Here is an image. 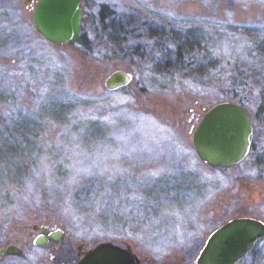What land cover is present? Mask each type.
I'll use <instances>...</instances> for the list:
<instances>
[{
  "label": "rangeland",
  "instance_id": "rangeland-1",
  "mask_svg": "<svg viewBox=\"0 0 264 264\" xmlns=\"http://www.w3.org/2000/svg\"><path fill=\"white\" fill-rule=\"evenodd\" d=\"M29 1L0 0V234L45 220L196 264L226 220H264V0H81L86 44L47 40ZM188 30L200 48L182 46ZM115 69L132 79L105 89ZM218 97L253 118L232 167L192 143ZM236 264H264V237Z\"/></svg>",
  "mask_w": 264,
  "mask_h": 264
},
{
  "label": "water",
  "instance_id": "water-1",
  "mask_svg": "<svg viewBox=\"0 0 264 264\" xmlns=\"http://www.w3.org/2000/svg\"><path fill=\"white\" fill-rule=\"evenodd\" d=\"M81 0H36L32 22L49 41L67 43L83 34ZM132 73L115 69L105 78L107 89L127 85ZM192 143L199 157L215 167H232L249 154L254 137L250 111L240 102L219 100L191 127ZM264 237V220L237 216L216 227L205 240L196 264H236ZM77 264H143L137 253L110 240L99 242Z\"/></svg>",
  "mask_w": 264,
  "mask_h": 264
},
{
  "label": "flooded vegetation",
  "instance_id": "flooded-vegetation-1",
  "mask_svg": "<svg viewBox=\"0 0 264 264\" xmlns=\"http://www.w3.org/2000/svg\"><path fill=\"white\" fill-rule=\"evenodd\" d=\"M35 1H29L31 6ZM80 48L85 49L83 46ZM1 235L0 264H77L87 251L106 240L137 253L131 240L120 237L96 242H91L89 239H76L71 237L72 235L63 226L38 219H31L30 222H24L21 225L15 223V232ZM138 256L140 257L139 254ZM140 258L143 264H180L179 260L174 259V255L154 254Z\"/></svg>",
  "mask_w": 264,
  "mask_h": 264
},
{
  "label": "trees",
  "instance_id": "trees-1",
  "mask_svg": "<svg viewBox=\"0 0 264 264\" xmlns=\"http://www.w3.org/2000/svg\"><path fill=\"white\" fill-rule=\"evenodd\" d=\"M132 31H133V28L131 27L130 28ZM135 29V33H133L132 32V34L133 35H137L138 33H136V28H134ZM123 31H125V30H123ZM193 30H191V31H186V33H184L185 35L184 36H187L186 38L189 40V41H187L186 42V45H182V46H187V47H191V48H200L201 46H202V43H203V35H202V32L200 33V35H198L197 36V34H194L193 32H192ZM127 33V31L125 32V34ZM125 34H124V36H125ZM122 38H124L125 39V37H122ZM78 41H80L81 43H85L86 44V42H85V40H84V38H83V35H82V37H80L79 39H77ZM185 44V43H184ZM258 48L259 49H264V39H262V40H260L259 42H258ZM82 46L83 47H85L84 46V44H82ZM179 49V48H178ZM181 49V48H180ZM85 50H87V51H85ZM83 49L82 51L83 52H85V54H86V58L88 57V56H90V55H88L87 53L89 52V49ZM135 50H137V49H135ZM189 49H184L183 48V50L181 49L180 50V54H183V52H186L187 53V55H188V52H190V50L188 51ZM193 50H195V49H193ZM178 54H179V52H178ZM181 56V55H180ZM189 56V58L191 57L190 55H188ZM186 58H188L187 56H185ZM90 59V58H89ZM191 60V59H190ZM93 67V66H92ZM95 69V68H94ZM94 69H89V74L88 75H91L92 73H94L95 71H97V68L94 70ZM111 72V71H110ZM110 72H109V74H110ZM105 89H107L106 87H105ZM233 97H235V96H233ZM216 101H219V97H218V99L216 100ZM215 101V102H216ZM237 101H239V100H237ZM214 102V103H215ZM209 106H207V108H208Z\"/></svg>",
  "mask_w": 264,
  "mask_h": 264
},
{
  "label": "snow or ice",
  "instance_id": "snow-or-ice-1",
  "mask_svg": "<svg viewBox=\"0 0 264 264\" xmlns=\"http://www.w3.org/2000/svg\"><path fill=\"white\" fill-rule=\"evenodd\" d=\"M137 199H138V197H137Z\"/></svg>",
  "mask_w": 264,
  "mask_h": 264
}]
</instances>
